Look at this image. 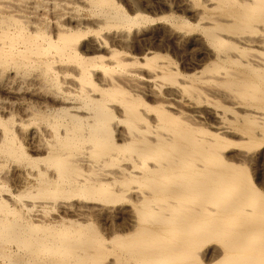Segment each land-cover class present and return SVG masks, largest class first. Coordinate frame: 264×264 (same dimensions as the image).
<instances>
[{"label": "bare ground", "instance_id": "1", "mask_svg": "<svg viewBox=\"0 0 264 264\" xmlns=\"http://www.w3.org/2000/svg\"><path fill=\"white\" fill-rule=\"evenodd\" d=\"M261 185L264 0H0V264H264Z\"/></svg>", "mask_w": 264, "mask_h": 264}, {"label": "snow or ice", "instance_id": "2", "mask_svg": "<svg viewBox=\"0 0 264 264\" xmlns=\"http://www.w3.org/2000/svg\"><path fill=\"white\" fill-rule=\"evenodd\" d=\"M261 187L264 188V185H261ZM216 244H217V241H215V240H209L207 242V247H208L209 251L211 250L212 247H215ZM198 254L199 255H202L204 257L203 260H200L198 262V264H215V258L213 257V258L210 259L209 256L205 255L201 251V248L195 249L193 251V253H192L193 257H196ZM110 264H111V262H110ZM194 264H195V262H194Z\"/></svg>", "mask_w": 264, "mask_h": 264}, {"label": "rangeland", "instance_id": "3", "mask_svg": "<svg viewBox=\"0 0 264 264\" xmlns=\"http://www.w3.org/2000/svg\"><path fill=\"white\" fill-rule=\"evenodd\" d=\"M198 2H199V1H195L194 4H195L196 6H197V5H200V2H199V3H198ZM179 14L181 15L180 12H179ZM179 14H178V15H179ZM173 58H174V56H173ZM111 256H112V257H110L111 259H112V258H114V259L116 258L114 254L111 255ZM110 258H109V259H110ZM112 260H113V259H112Z\"/></svg>", "mask_w": 264, "mask_h": 264}]
</instances>
